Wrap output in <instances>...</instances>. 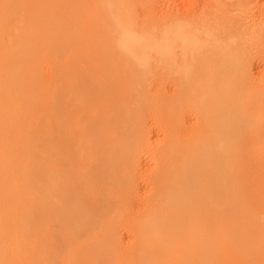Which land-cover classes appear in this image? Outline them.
Segmentation results:
<instances>
[{
  "label": "bare ground",
  "instance_id": "obj_1",
  "mask_svg": "<svg viewBox=\"0 0 264 264\" xmlns=\"http://www.w3.org/2000/svg\"><path fill=\"white\" fill-rule=\"evenodd\" d=\"M164 1L0 0V264H264V7Z\"/></svg>",
  "mask_w": 264,
  "mask_h": 264
},
{
  "label": "rangeland",
  "instance_id": "obj_2",
  "mask_svg": "<svg viewBox=\"0 0 264 264\" xmlns=\"http://www.w3.org/2000/svg\"><path fill=\"white\" fill-rule=\"evenodd\" d=\"M167 1L169 2L170 1V3H168L169 4V6H170V4H171V6H172V10H174V8L175 7H178V8H176V10L178 9V10H180V12L182 11L183 12V10L184 11H188L187 9L189 8V7H195L193 4H195L197 7H201V5L204 3V2H201V1H204V0H165L164 1V3L166 2V4H164V6L165 7H167L168 6V4H167ZM188 1H189V3H188ZM206 1V0H205ZM213 1H215V0H213ZM234 1H235V3H234ZM255 0H251V2H250V0L249 1H247V0H244V1H242V0H216V2H220L221 4H222V7H226V6H229V5H231V4H229V3H231L232 2V4L234 5H237L238 3H240V2H246V3H249L250 5L252 4V2H253V4H254V6H261V7H264V0H256L255 2H254ZM181 2V3H180ZM237 2V3H236ZM259 2V3H258ZM190 3H191V6H190ZM198 3H200V4H198ZM202 3V4H201ZM219 3V4H220ZM183 4V5H182ZM186 4L188 5V6H186ZM200 5V6H198V5ZM224 4V5H223ZM252 4V5H253ZM257 4V5H256ZM262 4V5H261ZM167 5V6H166ZM168 6V7H169ZM182 6V7H181ZM180 7V8H179ZM188 7V8H187ZM170 8V7H169ZM168 8V9H169ZM186 8V9H185ZM183 9V10H182ZM190 10V9H189Z\"/></svg>",
  "mask_w": 264,
  "mask_h": 264
}]
</instances>
